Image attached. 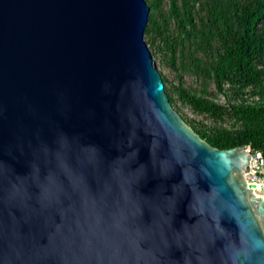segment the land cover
I'll return each mask as SVG.
<instances>
[{"label":"water","instance_id":"1","mask_svg":"<svg viewBox=\"0 0 264 264\" xmlns=\"http://www.w3.org/2000/svg\"><path fill=\"white\" fill-rule=\"evenodd\" d=\"M145 0H0V264H264L257 152L172 107Z\"/></svg>","mask_w":264,"mask_h":264},{"label":"trees","instance_id":"2","mask_svg":"<svg viewBox=\"0 0 264 264\" xmlns=\"http://www.w3.org/2000/svg\"><path fill=\"white\" fill-rule=\"evenodd\" d=\"M145 2L144 40L172 107L216 123L232 121L229 129L209 127L180 114L211 147H248L264 161V0ZM247 90L259 96L252 105L243 98ZM228 94L233 103L218 102Z\"/></svg>","mask_w":264,"mask_h":264},{"label":"rangeland","instance_id":"3","mask_svg":"<svg viewBox=\"0 0 264 264\" xmlns=\"http://www.w3.org/2000/svg\"><path fill=\"white\" fill-rule=\"evenodd\" d=\"M152 60H154V59H152ZM155 63H156V66H157V62H155ZM159 69L160 68L157 66L158 72H159ZM167 72L170 73V71L167 70V69L161 70L162 74L167 75L168 74ZM167 79L171 80V77L169 75H167ZM185 81L187 82V78H185ZM249 93H250L249 90L245 91L244 94H243V98L246 100L245 101L246 104L252 105V104H254V102H257L259 100V96L255 95V94H252V93L249 94ZM227 96L228 97H226L224 95H218V97H217L218 102H220L221 104H226V105L229 103L228 101H231L230 103H233L232 100H231L230 94H228ZM180 114H183L184 117L189 119V120H193L194 122H201L204 125L209 126V127L221 125L224 128H228L229 129L230 125H232V121H229V120H226L225 122L216 123L212 119H209L206 116L197 115V114L193 113L191 111V109L185 108V107H181V111H180L179 115ZM246 149L248 150L249 153H252L248 147Z\"/></svg>","mask_w":264,"mask_h":264},{"label":"built area","instance_id":"4","mask_svg":"<svg viewBox=\"0 0 264 264\" xmlns=\"http://www.w3.org/2000/svg\"><path fill=\"white\" fill-rule=\"evenodd\" d=\"M257 153L259 154L260 162L256 163L255 160L251 159L248 170L243 172V178L249 187L254 185V187H250L253 195L264 201V161L262 153ZM259 190L261 193L258 192Z\"/></svg>","mask_w":264,"mask_h":264},{"label":"bare ground","instance_id":"5","mask_svg":"<svg viewBox=\"0 0 264 264\" xmlns=\"http://www.w3.org/2000/svg\"><path fill=\"white\" fill-rule=\"evenodd\" d=\"M258 192H259V193H261V191H260V190H259Z\"/></svg>","mask_w":264,"mask_h":264}]
</instances>
